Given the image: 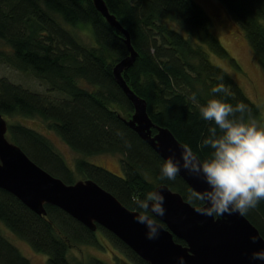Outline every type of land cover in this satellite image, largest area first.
I'll return each instance as SVG.
<instances>
[{"label":"trees","instance_id":"16d2710c","mask_svg":"<svg viewBox=\"0 0 264 264\" xmlns=\"http://www.w3.org/2000/svg\"><path fill=\"white\" fill-rule=\"evenodd\" d=\"M105 1L138 52L133 65L123 72L128 85L147 101L153 122L169 128L200 159L211 149L203 145L210 124L200 118L199 107L213 98L214 86L224 85L226 92L215 95L226 97L234 108L245 105V119H260V107L229 72L212 62L209 51L230 58L239 68L195 0ZM220 1L244 27L264 70V0ZM165 19L176 22L185 34L169 28ZM65 24H91L96 45L83 44ZM0 42L8 47L0 45L3 62L32 72L48 84L49 92H61L59 97L34 92L0 77V113L8 119V136L34 162L66 183L76 181L75 172L51 140L15 118L48 120V128L85 155H122V175L83 159L77 161L76 169L132 210L139 211L132 197L142 198L160 184L197 205L188 196L191 187L180 176L175 181L159 179L163 158L126 124L134 106L118 84L114 66L130 50L124 33L111 26L93 0H0ZM45 210L46 214H37L0 188V221L35 251L46 253L48 264H107L93 257L69 258L73 245H101L97 231L110 237L134 264H149L107 229L99 226L92 231L55 205L47 204ZM246 216L264 236V201ZM0 263L32 264L1 231Z\"/></svg>","mask_w":264,"mask_h":264},{"label":"water","instance_id":"95a60500","mask_svg":"<svg viewBox=\"0 0 264 264\" xmlns=\"http://www.w3.org/2000/svg\"><path fill=\"white\" fill-rule=\"evenodd\" d=\"M93 2L111 26L124 33L130 50V55L114 66L115 78L134 106L132 116L125 119L126 124L162 158L170 154L169 150L179 155L182 148L189 149L169 128L153 122L147 101L128 85L123 72L133 65L138 52L132 45L129 32L110 12L106 1ZM153 129L157 130L155 134ZM8 130V120L0 113V188L15 195L37 214H46L47 204L58 206L92 231L99 226L107 229L149 264H175L178 255H184L187 264H249L244 254L264 247V242L251 243L250 236L262 234L246 215H226L222 219L202 216L194 211L198 205H193L166 184L156 187L163 188L166 196L168 211L162 218L164 220L159 221L164 232L158 240H147L145 227L134 221L137 210L128 208L91 178L66 183L51 174L9 139ZM180 177L190 187H204L186 174ZM175 237L183 239L186 244L176 241Z\"/></svg>","mask_w":264,"mask_h":264},{"label":"clouds","instance_id":"9594fccd","mask_svg":"<svg viewBox=\"0 0 264 264\" xmlns=\"http://www.w3.org/2000/svg\"><path fill=\"white\" fill-rule=\"evenodd\" d=\"M211 92L213 98L199 107L200 118L210 124L203 145L211 151L200 159L187 148H182L179 155L169 150L170 154L162 159L159 179L175 181L186 174L190 180L202 183V189L193 185L188 192L198 205L194 211L202 216L212 219L244 216L264 201V124L245 119V105L234 108L226 102V97L215 95L226 92L223 84L214 86ZM132 201L139 210L134 221L145 227L147 240H158L164 232L159 221L164 220L168 211L163 188H153L142 198L132 197ZM249 239L253 245L264 242L262 235H252ZM244 255L249 264H264V247ZM175 264H187L186 257L178 255Z\"/></svg>","mask_w":264,"mask_h":264},{"label":"rangeland","instance_id":"374dc122","mask_svg":"<svg viewBox=\"0 0 264 264\" xmlns=\"http://www.w3.org/2000/svg\"><path fill=\"white\" fill-rule=\"evenodd\" d=\"M195 1L210 17L211 30L218 36L231 56L236 59L239 68L233 65L230 58H222L209 51L212 62L229 72L240 84L247 96L260 107L261 117L257 121L264 124V70L246 37L244 27L232 17L220 0ZM163 21L169 28L185 34L184 30L176 22L169 19ZM65 26L70 29L83 44L96 45L97 42L91 24H79L78 26L65 24ZM0 45L4 49H8L2 42H0ZM0 77H7L9 80L21 84L34 92L49 94L51 96H61V92H49L48 84L44 80L36 77L32 72L12 67L1 59ZM16 120H21L28 126L34 127L44 133L51 140L56 151L63 156L69 167L75 172L76 180L85 178V175L79 173L76 169V163L79 159L102 166L116 174H123L122 155L117 153L85 155L71 148L62 140L56 131L48 128L50 123L48 120L42 117H26L23 119L18 117L15 118L14 121ZM0 231L24 256L31 260L32 264H48V255L46 253L35 251L27 240L12 232L2 221H0ZM97 233L101 245H73L68 253L69 258L71 260L75 258L76 261L77 259L80 260L82 257H85L86 260L93 257L107 264H134L110 237L102 231H97Z\"/></svg>","mask_w":264,"mask_h":264}]
</instances>
